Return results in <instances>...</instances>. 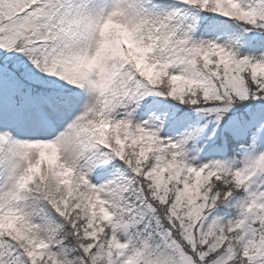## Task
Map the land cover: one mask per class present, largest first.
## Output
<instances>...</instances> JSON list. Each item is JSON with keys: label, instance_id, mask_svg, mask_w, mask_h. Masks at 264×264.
I'll use <instances>...</instances> for the list:
<instances>
[{"label": "snow or ice", "instance_id": "6c2138e0", "mask_svg": "<svg viewBox=\"0 0 264 264\" xmlns=\"http://www.w3.org/2000/svg\"><path fill=\"white\" fill-rule=\"evenodd\" d=\"M0 264H264V0H0Z\"/></svg>", "mask_w": 264, "mask_h": 264}]
</instances>
